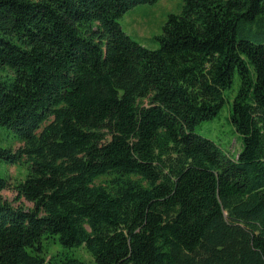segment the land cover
Returning <instances> with one entry per match:
<instances>
[{
    "label": "trees",
    "instance_id": "1",
    "mask_svg": "<svg viewBox=\"0 0 264 264\" xmlns=\"http://www.w3.org/2000/svg\"><path fill=\"white\" fill-rule=\"evenodd\" d=\"M155 1L0 0V264H264V0H182L151 50L119 18ZM225 103L238 152L195 133Z\"/></svg>",
    "mask_w": 264,
    "mask_h": 264
},
{
    "label": "rangeland",
    "instance_id": "2",
    "mask_svg": "<svg viewBox=\"0 0 264 264\" xmlns=\"http://www.w3.org/2000/svg\"><path fill=\"white\" fill-rule=\"evenodd\" d=\"M182 0H157L153 3L137 4L123 13L119 18V23L125 33L133 40L141 44L147 49L154 50L158 48V37L162 34V28L167 20L168 15L178 14L182 9ZM233 90L236 89V81ZM230 104L225 103L220 113L212 120L202 122L195 129V133L208 138L224 148L228 152H238L240 150V142L235 133L231 131L229 120ZM20 145L16 141L14 134L0 127V146L17 148ZM28 165L25 162L9 164L0 161V176L9 177L13 182L24 180L28 173ZM106 177H101L95 182L103 183ZM2 196L13 202L15 193L10 190H4ZM21 202L31 207V203L24 200ZM17 205V203H14ZM44 244L47 241L44 240ZM59 252L62 254L72 255L82 259L86 264H93L91 256L84 248H63L59 244H51L49 255Z\"/></svg>",
    "mask_w": 264,
    "mask_h": 264
}]
</instances>
